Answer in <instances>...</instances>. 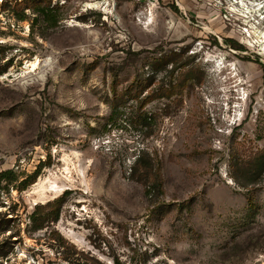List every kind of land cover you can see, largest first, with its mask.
Instances as JSON below:
<instances>
[{"label":"rangeland","instance_id":"rangeland-1","mask_svg":"<svg viewBox=\"0 0 264 264\" xmlns=\"http://www.w3.org/2000/svg\"><path fill=\"white\" fill-rule=\"evenodd\" d=\"M262 34L264 0H0L3 264H264Z\"/></svg>","mask_w":264,"mask_h":264},{"label":"trees","instance_id":"trees-1","mask_svg":"<svg viewBox=\"0 0 264 264\" xmlns=\"http://www.w3.org/2000/svg\"><path fill=\"white\" fill-rule=\"evenodd\" d=\"M40 11H41L40 14L43 16L44 20H46L49 23L54 22L55 16L53 14V9L50 8L49 5L43 6ZM141 161H142V156L140 155L137 158L136 165H141ZM141 166L148 169L149 171L147 170V172L154 175V182L150 184H145L148 187V190H147L148 194L152 193V189H156L158 192L161 191L162 182H161L160 175L157 172L158 169L155 168L152 162H149L148 164H143ZM254 167L257 170L262 171L264 167V152L260 156L257 157ZM38 174L39 172L37 171L36 173L31 175L28 179L23 180L19 189L20 190L26 189L30 184H32L36 180V176ZM15 178H16L15 173L12 170H5V171L0 172V181L2 179H7L8 181L12 182L13 180H15ZM57 201L59 200H56L54 202H57ZM51 204L53 203L48 202L47 205L45 204L43 206L37 205L36 210L30 214V219L32 221V227H34L35 229H40L44 226L45 222H51V221L55 222L58 220L60 216V212L57 210L56 212H37L40 207L45 208L47 206H50ZM74 253H77V252H74ZM74 253H72L71 255L70 253H68V256H66V259L70 260L74 264H79L78 259L74 260V258H71V256ZM8 254H9V250L7 249V246H5V244L2 241H0V259L6 258ZM0 264H3V261L0 260ZM114 264H123V263L116 261Z\"/></svg>","mask_w":264,"mask_h":264},{"label":"bare ground","instance_id":"bare-ground-1","mask_svg":"<svg viewBox=\"0 0 264 264\" xmlns=\"http://www.w3.org/2000/svg\"><path fill=\"white\" fill-rule=\"evenodd\" d=\"M101 2L98 1V2H94V3H90L89 6L90 7H98V6L102 5ZM260 37L263 38V40L260 42L261 43L260 45L264 47V34H262ZM50 61H51V59L47 58L43 62H41L40 60L35 62L34 65L36 66V64H37V66L39 65V67L44 68V67H47L49 65Z\"/></svg>","mask_w":264,"mask_h":264},{"label":"built area","instance_id":"built-area-1","mask_svg":"<svg viewBox=\"0 0 264 264\" xmlns=\"http://www.w3.org/2000/svg\"><path fill=\"white\" fill-rule=\"evenodd\" d=\"M138 1H145V0H138Z\"/></svg>","mask_w":264,"mask_h":264}]
</instances>
